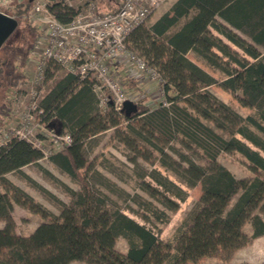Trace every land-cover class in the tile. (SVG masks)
I'll use <instances>...</instances> for the list:
<instances>
[{"label": "trees", "instance_id": "16d2710c", "mask_svg": "<svg viewBox=\"0 0 264 264\" xmlns=\"http://www.w3.org/2000/svg\"><path fill=\"white\" fill-rule=\"evenodd\" d=\"M4 1L8 5H0V11L15 17L17 25L0 46V87L15 93L25 79V66L39 32L26 20L30 21L33 0ZM46 1L61 21H69L76 13L65 0ZM24 20L34 33L32 40L26 34L8 40L20 32ZM126 46L157 68L167 104L149 109L139 99L135 102L138 111L123 118L138 116L140 125L126 123L125 127L154 148L159 164L185 187L199 183L200 196L172 236L163 240L159 237L162 227L186 199V189L155 168L145 169L139 176L138 187L144 195L130 194L102 177L104 186L112 185L133 203L127 209L139 220L129 216L85 176L86 139L116 128L120 114L110 101L106 107H98L92 80L67 71L50 75L51 82L37 104L44 125L57 134L67 132L71 140L49 160L78 180L81 190L71 191L73 199L65 203L39 187L58 204L59 212L53 213L5 177L8 171L36 162L42 151L17 137L1 146L0 183L5 190H0V219L5 223L0 227V264H69L73 260L85 264H187L207 256L226 259L236 248L264 235V0H174L152 23L133 29ZM189 51L221 78L190 60ZM211 84L233 94L251 112H237L207 88ZM123 85L130 92L139 88L130 77L124 78ZM176 136L196 147L208 164L183 153H178L179 160L173 159L165 148ZM121 140L137 148L135 139L132 142L123 136ZM221 152L238 153L254 175L236 178L218 161ZM138 156L148 159V155ZM130 161L140 166L135 157ZM13 202L47 220L27 235H16ZM245 223L249 233L242 230ZM118 238L125 240L123 252L115 248Z\"/></svg>", "mask_w": 264, "mask_h": 264}, {"label": "rangeland", "instance_id": "374dc122", "mask_svg": "<svg viewBox=\"0 0 264 264\" xmlns=\"http://www.w3.org/2000/svg\"><path fill=\"white\" fill-rule=\"evenodd\" d=\"M19 1V0H16ZM22 2L24 0H21ZM53 1V0H49ZM55 1V0H54ZM87 0H65L67 4H72V6L77 10H81L86 6ZM100 6L104 0H96ZM95 1V3H96ZM4 0H0L1 7H6L8 5L4 3ZM174 0H167L163 5H161L157 10L150 14L143 25L147 26L152 23L153 18L157 14H162L166 11ZM11 4V2H9ZM5 5V6H3ZM31 11V10H30ZM5 13V12H4ZM7 14V13H6ZM30 24L35 25V21H30L26 19ZM20 32H16V35L11 36L8 40L15 39L18 34H26L28 40H32L34 35L30 32V28L27 22L24 20L19 25ZM37 39L33 42L32 49L38 44L37 50H40V44L37 43ZM37 43V44H36ZM128 48V47H127ZM130 49V48H128ZM131 50V49H130ZM139 54L137 51L132 50ZM1 56V54H0ZM186 56L199 65L201 68L209 72L216 79H220L221 75L218 71L213 70L205 64V62L199 57L195 56L193 52L189 51ZM112 74L119 80L121 88H124V78L130 77L137 82L138 89L135 91H127L132 94L131 97H135V102L139 99L142 104L153 109L157 104H167L165 101L162 87L160 82L157 80H152L146 76L137 78V72L135 71L132 64L125 58L119 59L116 63L113 62L110 65ZM63 70L59 69L56 65L51 64L47 70L46 79L40 84V96L43 91L49 86L52 76L58 75ZM33 65L30 61H27L25 66V79L19 84L18 89L15 93L6 91L3 87H0V126L1 130H6L7 132L12 131V129L17 128L21 125L23 113L26 111L28 105L32 100H38L40 96L33 97L30 94L31 84L29 82L33 75ZM52 75V76H50ZM140 77V76H139ZM217 98L231 105L240 114H247L251 112V109L245 106H241L236 100L233 94L224 90L217 84H211L207 87ZM7 92V94H6ZM139 100V101H140ZM138 101V102H139ZM183 104V102H179ZM98 105V104H97ZM99 108H102L98 105ZM139 109V105H138ZM191 109V108H190ZM193 113V111L191 109ZM196 114V113H195ZM37 121L43 123L42 126L34 127L31 140L38 144V148L42 151L43 156L39 158L36 162L28 163L22 167L20 170H12L5 173L10 181L15 185L20 187L22 190L27 192L33 197L35 201H38L47 209L57 214L59 212L58 204L43 190L52 193L58 199L64 201L65 203H71L73 197L71 191L79 192L81 190V184L73 178L70 174L61 170L57 165H55L49 156L58 151L60 145L58 140L55 138V133L44 127V117L37 115L35 113ZM119 124L116 128H108L89 139H86L84 146V153L87 159L85 176L88 182L99 188L101 191L106 192L129 216L136 220H139L132 212L127 209V205H132L130 200H128L124 193L120 192L112 185L104 186L105 181L102 177H107L119 188L124 189L126 192L132 194L138 192L142 195L144 193L138 187L139 176L145 169L155 168L159 170L163 175L167 176L170 180L176 182L181 187L186 189L187 197L183 202H180L179 208L176 212L171 214V219L169 223L162 227L159 237L163 240L170 238L175 226L178 224L180 219L186 214L188 209L192 206L193 202L200 196V184L197 183L192 187H185L178 178L173 174V172L161 166L157 160V153L150 145L144 143L142 140H138L135 133L125 127L126 123H130L135 127L140 125L139 117L130 118L125 120L123 114L119 115ZM3 118V120H1ZM206 124L214 128L218 132H222L224 136H227L222 130L214 126V124L206 119H202ZM128 138V140H134L137 144V148L129 146L121 138L123 136ZM133 142V141H132ZM133 145V143H131ZM135 145V144H134ZM34 147H37L33 144ZM166 152L176 160H179L178 153H183L184 155L192 158L194 161L201 164H208V160L202 155V153L194 146L186 145L181 138L176 136L168 146L165 148ZM142 155H148V159H145ZM135 157L136 161L140 166H136L130 161L131 158ZM218 161L224 165L236 178L251 177L254 173L249 170L245 160L236 152H221L218 157ZM149 180L148 177H145ZM105 187H110L113 189L111 191L107 190ZM0 190L4 191V186L0 183ZM236 194L232 197L231 202L235 199ZM11 219L13 224V232L16 235H27L30 233L40 222L47 220L43 218L38 213H35L28 209L27 207L21 206L15 202L12 204ZM5 223L4 219H0V227ZM242 230L245 233L250 232V227L248 223L242 226ZM115 248L119 251H125L126 243L123 238H118L115 242ZM264 261V235L258 239H253L249 243L240 246L233 250L231 255L222 259L216 256H207L199 259L196 262H191L187 264H237L240 262H247L250 264H259ZM71 264H85L83 261L74 260Z\"/></svg>", "mask_w": 264, "mask_h": 264}, {"label": "built area", "instance_id": "2783aa9c", "mask_svg": "<svg viewBox=\"0 0 264 264\" xmlns=\"http://www.w3.org/2000/svg\"><path fill=\"white\" fill-rule=\"evenodd\" d=\"M165 2L167 0H121L115 10L98 13L95 1L87 0L83 9L77 10L69 21L64 22L50 10L46 0H33L29 17L35 21L39 32L37 43L41 47L38 51L36 43L28 59L34 71L29 80L30 94L33 97L40 96V84L46 79L47 70L53 64L79 79L92 80L97 104L106 107L110 101L114 111L122 115V102L126 99L135 102V97L122 90L119 80L111 72L110 65L125 58L133 65L137 78L146 76L161 82L157 68L128 49L126 41L133 29L143 24ZM37 101L34 99L28 105L19 127L10 132L4 129L0 131V147L5 146L11 137H17L38 148L39 143L35 144L30 139L34 127L43 125L35 117V113L42 116V109ZM44 127L47 128L45 125ZM54 136L60 149L71 140L67 132L55 133Z\"/></svg>", "mask_w": 264, "mask_h": 264}, {"label": "water", "instance_id": "95a60500", "mask_svg": "<svg viewBox=\"0 0 264 264\" xmlns=\"http://www.w3.org/2000/svg\"><path fill=\"white\" fill-rule=\"evenodd\" d=\"M17 25L15 17L0 11V46L11 34ZM138 111V105L131 100H124L121 106V113L129 117Z\"/></svg>", "mask_w": 264, "mask_h": 264}, {"label": "crops", "instance_id": "0c3cea01", "mask_svg": "<svg viewBox=\"0 0 264 264\" xmlns=\"http://www.w3.org/2000/svg\"><path fill=\"white\" fill-rule=\"evenodd\" d=\"M120 2H121V0H104L103 3L99 6L98 3H97V1H96V10H97L98 13L110 12V11L115 10L119 6ZM158 16H159V14L155 15L154 18H153V21ZM260 237L261 236L255 238V239H258ZM73 261L69 262V264H71Z\"/></svg>", "mask_w": 264, "mask_h": 264}]
</instances>
